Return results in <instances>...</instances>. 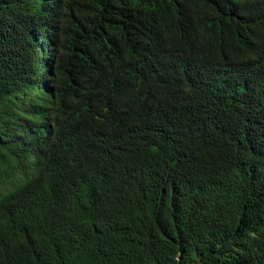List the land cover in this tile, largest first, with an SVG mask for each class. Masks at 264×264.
<instances>
[{"label":"trees","instance_id":"trees-1","mask_svg":"<svg viewBox=\"0 0 264 264\" xmlns=\"http://www.w3.org/2000/svg\"><path fill=\"white\" fill-rule=\"evenodd\" d=\"M0 264H264V0H0Z\"/></svg>","mask_w":264,"mask_h":264}]
</instances>
